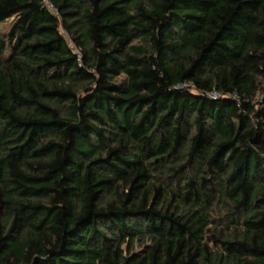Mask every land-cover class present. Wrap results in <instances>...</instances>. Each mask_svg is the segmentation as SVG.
<instances>
[{
	"label": "trees",
	"instance_id": "obj_1",
	"mask_svg": "<svg viewBox=\"0 0 264 264\" xmlns=\"http://www.w3.org/2000/svg\"><path fill=\"white\" fill-rule=\"evenodd\" d=\"M11 18L0 264H264V0H0Z\"/></svg>",
	"mask_w": 264,
	"mask_h": 264
},
{
	"label": "rangeland",
	"instance_id": "obj_2",
	"mask_svg": "<svg viewBox=\"0 0 264 264\" xmlns=\"http://www.w3.org/2000/svg\"><path fill=\"white\" fill-rule=\"evenodd\" d=\"M13 18H11V19H9V20H7L5 23H3L1 26H0V28H1V31L2 32H7L8 30H9V28H10V26H11V24H12V22H13ZM8 49H10V46H8ZM7 49V50H8ZM212 95H216L215 93H212Z\"/></svg>",
	"mask_w": 264,
	"mask_h": 264
},
{
	"label": "built area",
	"instance_id": "obj_3",
	"mask_svg": "<svg viewBox=\"0 0 264 264\" xmlns=\"http://www.w3.org/2000/svg\"><path fill=\"white\" fill-rule=\"evenodd\" d=\"M48 7H50V5H47Z\"/></svg>",
	"mask_w": 264,
	"mask_h": 264
}]
</instances>
